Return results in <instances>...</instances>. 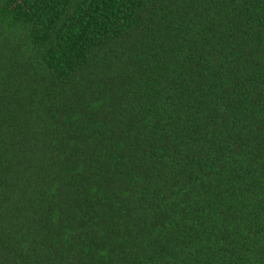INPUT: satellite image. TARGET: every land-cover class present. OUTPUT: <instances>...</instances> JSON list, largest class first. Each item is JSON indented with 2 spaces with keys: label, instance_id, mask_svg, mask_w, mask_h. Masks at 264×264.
Listing matches in <instances>:
<instances>
[{
  "label": "trees",
  "instance_id": "1",
  "mask_svg": "<svg viewBox=\"0 0 264 264\" xmlns=\"http://www.w3.org/2000/svg\"><path fill=\"white\" fill-rule=\"evenodd\" d=\"M0 264H264V0H0Z\"/></svg>",
  "mask_w": 264,
  "mask_h": 264
}]
</instances>
